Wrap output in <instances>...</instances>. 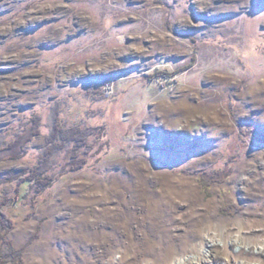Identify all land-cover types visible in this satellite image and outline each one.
I'll use <instances>...</instances> for the list:
<instances>
[{
	"label": "rangeland",
	"instance_id": "1",
	"mask_svg": "<svg viewBox=\"0 0 264 264\" xmlns=\"http://www.w3.org/2000/svg\"><path fill=\"white\" fill-rule=\"evenodd\" d=\"M0 220V264H264V0H0Z\"/></svg>",
	"mask_w": 264,
	"mask_h": 264
},
{
	"label": "trees",
	"instance_id": "2",
	"mask_svg": "<svg viewBox=\"0 0 264 264\" xmlns=\"http://www.w3.org/2000/svg\"><path fill=\"white\" fill-rule=\"evenodd\" d=\"M37 118V117H36ZM35 118V122L37 121V119ZM63 133H65V131L67 130H60ZM61 132V133H62ZM83 132H81V130H79V128H74V129H69V131H67V137L73 138V140L75 139L76 141H78V139L80 140L79 137H81ZM57 134H55L54 132L52 133L51 136H49L48 140L49 142H51L53 139H56L58 136H56ZM60 137V136H59ZM66 137V136H63ZM63 139V138H62ZM29 140V136L24 139L23 138H18L17 140H15L12 144H10V149L12 150V153L15 155L16 152V147L17 146H21L25 141ZM81 145V142H80ZM48 155H50L48 153ZM43 158V157H42ZM44 159V158H43ZM46 163V162H45ZM47 171L46 165L44 164V162L41 164V166H38L37 168L32 169L29 173L28 172H17V174H23L25 173V178L24 180H22L23 182L27 183L29 186H32L33 184L37 187V189H44L46 188L48 185L52 184V178H50L49 176H47L45 173ZM0 225L5 227V224L3 223L2 220H0ZM10 243V242H9ZM8 243V244H9ZM9 253L12 254V256L18 257L19 256V251H16L12 245L9 244ZM1 263H5L4 261Z\"/></svg>",
	"mask_w": 264,
	"mask_h": 264
}]
</instances>
